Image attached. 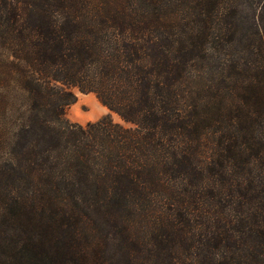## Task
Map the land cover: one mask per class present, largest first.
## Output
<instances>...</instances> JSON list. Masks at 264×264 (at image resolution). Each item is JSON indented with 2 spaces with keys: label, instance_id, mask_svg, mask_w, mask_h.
<instances>
[{
  "label": "trees",
  "instance_id": "16d2710c",
  "mask_svg": "<svg viewBox=\"0 0 264 264\" xmlns=\"http://www.w3.org/2000/svg\"><path fill=\"white\" fill-rule=\"evenodd\" d=\"M0 264H264V0H0Z\"/></svg>",
  "mask_w": 264,
  "mask_h": 264
},
{
  "label": "rangeland",
  "instance_id": "374dc122",
  "mask_svg": "<svg viewBox=\"0 0 264 264\" xmlns=\"http://www.w3.org/2000/svg\"><path fill=\"white\" fill-rule=\"evenodd\" d=\"M74 91L76 93V100L66 107L65 112V116L70 121L85 125L87 122L98 120L102 116L110 113L114 121L126 126L129 125L103 106L93 93H82L76 89Z\"/></svg>",
  "mask_w": 264,
  "mask_h": 264
}]
</instances>
